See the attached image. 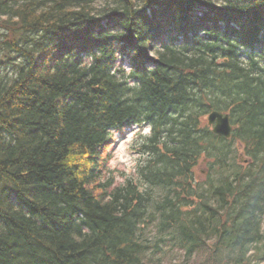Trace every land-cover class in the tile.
<instances>
[{
    "label": "trees",
    "instance_id": "16d2710c",
    "mask_svg": "<svg viewBox=\"0 0 264 264\" xmlns=\"http://www.w3.org/2000/svg\"><path fill=\"white\" fill-rule=\"evenodd\" d=\"M0 264H264V0H0Z\"/></svg>",
    "mask_w": 264,
    "mask_h": 264
},
{
    "label": "rangeland",
    "instance_id": "374dc122",
    "mask_svg": "<svg viewBox=\"0 0 264 264\" xmlns=\"http://www.w3.org/2000/svg\"><path fill=\"white\" fill-rule=\"evenodd\" d=\"M207 125V117L205 118ZM150 132L149 125L135 124L128 125L123 130H116L112 140L107 146L106 159L107 168L111 172L113 179L117 183H123L129 177L138 179L137 166L141 161L144 154L141 150L137 149L138 145L142 142V137ZM241 164L246 166L247 157L243 155V150L238 146V154ZM208 173L206 164L200 162L196 167V177L204 181Z\"/></svg>",
    "mask_w": 264,
    "mask_h": 264
},
{
    "label": "water",
    "instance_id": "95a60500",
    "mask_svg": "<svg viewBox=\"0 0 264 264\" xmlns=\"http://www.w3.org/2000/svg\"><path fill=\"white\" fill-rule=\"evenodd\" d=\"M207 124L212 127V132L229 139L232 136L233 126L230 123V114L219 111H211L207 118Z\"/></svg>",
    "mask_w": 264,
    "mask_h": 264
}]
</instances>
